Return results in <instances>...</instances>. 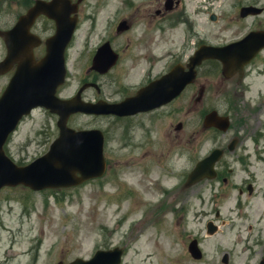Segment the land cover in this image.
<instances>
[{
  "label": "rangeland",
  "instance_id": "obj_1",
  "mask_svg": "<svg viewBox=\"0 0 264 264\" xmlns=\"http://www.w3.org/2000/svg\"><path fill=\"white\" fill-rule=\"evenodd\" d=\"M127 1H135L136 7H131ZM147 1L149 0L85 1L80 10L81 19L75 33V41L67 57L68 82L62 98H71L81 78H89L86 75V71L91 67L89 58L92 52L107 40L114 41L117 48L121 49L128 39L136 44L137 38L141 35L147 33L150 35L145 44L138 45L140 51L132 52L133 56H137L134 58L136 61L132 60L129 53V56L125 55L120 68L112 74L106 77L94 76L87 80L98 82L101 94L96 95L90 91L86 95L94 97L96 95L109 103H119L121 97L135 93L140 82L150 73L151 69L146 61L152 53L163 54L165 59L171 52L174 54L177 51L179 59L180 57L187 59L191 55L192 44L187 42L184 45L188 34L184 27L195 29L199 37L215 43L225 42L231 36L237 35H231L233 27L229 34L223 33V27L226 23H232L235 18H239V10L234 12V8L236 2L240 0H182L188 7L187 17L184 22H177L173 29L168 30L166 24L161 31L155 33L153 27L145 28L142 25L133 33L118 34L115 29L119 23L126 18L129 19L130 14L136 11L140 4L143 7V3ZM245 2H253L264 7V0ZM24 3L20 0L17 7ZM181 9H184V6H181ZM190 13L191 17L188 16ZM143 14L142 11L138 13V20L142 21ZM211 14L217 15L220 21L211 23ZM259 19L264 21V16ZM251 23L250 21L246 23L241 30L247 29ZM165 30L166 34H163ZM154 43H158L160 47L154 49ZM181 43V49H178ZM145 49H150L149 55L145 54ZM154 76L155 73L152 72V78ZM8 82L9 77L0 80V96ZM194 93L196 97L199 96L198 91ZM190 95L187 101L178 102L174 110L167 109L161 112L163 115L158 117L161 119L158 124L163 125V134L155 132L152 123L158 119L153 117L150 118L151 123L147 117L130 121L105 117L97 119L76 117L70 122V126L75 129L101 130L105 133V151L110 159V175L117 174L120 182L128 185L131 191L121 188L117 195H111L116 204L112 205L109 198L102 200L100 204L98 196L101 190L106 193L118 190L115 185H108L112 176L107 180H101L105 189L100 190L98 188L100 181L89 183L81 189L56 192H34L24 187L4 189L0 192V264L59 262L67 264L77 258L89 260L96 251L112 250L115 247L126 251L123 264H220L223 254H233L234 250H231V247L236 244L234 243L236 231L228 228L225 237L223 236L225 233H221L211 240L204 241V252L207 257L203 263L191 261L187 255V241L181 234L190 229L193 236L198 235L199 230H203L207 218L197 219L194 212L188 217V225L186 221L182 223L181 229H178L179 233L173 228L172 234L170 224H168L170 230L153 225L142 234L138 228L134 231L135 224H139L151 213L150 207L146 213L147 207L151 205L157 208L169 196L175 195L183 174L203 158L210 147L207 138L212 133L203 129V113L210 108L195 105L194 97L190 99ZM177 110H180L178 115L175 113ZM169 112H172L173 116ZM233 118L232 123L237 125V119ZM250 120L251 126L258 123L254 116ZM181 123L184 125V133L177 132L176 129ZM150 131L153 133L149 134ZM237 131V128L232 129L228 137H232ZM57 136V117L38 109L20 124L18 131L10 138L6 152L14 162L25 166L46 152ZM148 157H155L153 171H156L157 175H152L151 171H144L142 166ZM165 157L170 160V175L164 173ZM122 166L124 167L121 172L116 173ZM116 184L120 186L118 181ZM156 189L159 191L154 195ZM181 194L178 202L183 204L185 198H188V192ZM145 201L148 206L136 219L132 221L128 218V212L133 211V207L136 206L134 204L137 202L143 204ZM188 206L187 200L186 208ZM165 218L169 220V215ZM258 218L254 213L248 214V217H243L239 221V225L240 227L244 224L252 225L257 232V228H264V222L258 221ZM146 237L148 241L145 243ZM220 240L222 242L227 240L230 247L218 245L216 242ZM146 249L149 250L148 254ZM234 252L235 256L237 255L234 259L236 263H248L247 255L243 254L239 246H236ZM254 253L258 254V250L256 253L254 249ZM250 259L254 260L255 257L251 256Z\"/></svg>",
  "mask_w": 264,
  "mask_h": 264
},
{
  "label": "water",
  "instance_id": "obj_2",
  "mask_svg": "<svg viewBox=\"0 0 264 264\" xmlns=\"http://www.w3.org/2000/svg\"><path fill=\"white\" fill-rule=\"evenodd\" d=\"M46 12L51 18L56 19L58 25L57 35L49 44L47 57L36 62L30 56L29 51L25 50L27 59H17L21 63L20 70L0 99V190L5 186L15 187L20 184L34 190L69 187L101 176L105 169L103 135L98 131L77 132L69 128L68 121L73 114L82 112L96 115L127 116L140 111L152 110L170 102L183 91L185 85L194 81L195 67L201 63V59L207 57L222 60L228 70L233 59L242 57L245 64L264 47V33L260 32L252 34L244 42L236 44L240 46L239 49L233 48L236 45L225 49L206 48L207 50L198 52L196 58L191 61L190 68L193 74L184 75L177 70L174 75L155 82L149 88L144 89V92L142 91L143 93L137 98L141 104L125 102L120 105L105 103L94 106L82 105L78 98L63 101L56 96L58 88L65 83L66 79L64 53L76 29L78 19L71 15L77 12V8L69 4V8L62 9L60 2L54 7L53 4L49 5ZM244 12V15H247L262 11L245 9ZM34 16L33 11L29 18ZM124 29L123 23L119 30ZM114 62H116V57L110 52L109 45L106 44L100 49L94 61V69L105 73ZM237 67L233 66V68ZM1 72L0 69V74ZM148 91L154 95H146ZM38 107L46 108L59 115L60 137L52 145L48 155L27 167H18L5 154L4 145L20 120ZM205 123L206 127L215 126L223 130H227L229 127L228 121L217 118L216 114L207 118ZM208 167V160L201 162L191 176V184L208 177L209 173L202 175L208 171ZM77 174H81L82 178H77ZM192 251L195 253L196 247ZM121 261L122 252L116 250L114 252H98L89 262L77 259L70 264H120Z\"/></svg>",
  "mask_w": 264,
  "mask_h": 264
},
{
  "label": "flooded vegetation",
  "instance_id": "obj_3",
  "mask_svg": "<svg viewBox=\"0 0 264 264\" xmlns=\"http://www.w3.org/2000/svg\"><path fill=\"white\" fill-rule=\"evenodd\" d=\"M37 1L38 0H24L25 3L19 7H16L17 2L14 5L12 4L14 7L9 6L5 15L7 21H5L4 17L0 19V31L9 32L12 30L20 21L21 17L35 6ZM139 1L142 2V0ZM6 2L7 1L5 0V3ZM143 4V7L140 4L139 8L130 14V20L127 21L129 31L133 30L136 21H140L137 16L141 11L144 13L141 22L146 25L164 19L165 16L174 13L173 11L176 8L175 4L173 10H167L165 0H149ZM179 4L180 2L177 3V6ZM233 22L239 23L241 20ZM53 26L54 24L52 21L45 16H40L37 23L32 28V31L35 34H38L43 38L41 46L36 49L34 48L33 50L38 58L45 55V41L49 34H51ZM260 27L261 26L257 29L250 27L245 30H241L242 27L233 29L231 35H237L231 37L233 41H235V39H238L243 33L246 35L255 30H264V28ZM231 29L232 26L227 24L223 27V33L228 32L227 34H229ZM147 39V36L139 38L137 45L145 44ZM158 47H160L158 43L153 44L154 49H157ZM196 48L197 47H195L194 50H196ZM144 52L146 55H149L150 49H145ZM7 53L8 50L5 43L0 38V54L4 58L7 56ZM164 59L163 54L160 53H152L150 57L148 56L146 63L152 68L149 74L152 75V70L156 66H163ZM258 59L259 57L253 61L248 68L243 69L242 74L240 72L234 76L232 78L233 80H223L222 82L217 83L218 89L210 90L209 96L206 95V101H208L209 104L231 105L232 107H236V109L230 114L237 119L238 131L228 140V142L227 134H224L222 138L214 142V146L209 149L207 156H211L216 150H222L223 156L221 161L216 164V178L215 180L210 181L213 188H210L207 191V199L204 208L206 212L210 214L212 205H218L220 210L215 213V216L217 219L220 218V221L217 223L220 230H218L217 234L225 233L228 228L236 231V236L234 238V243L236 244L232 249L234 250L236 246L241 248L243 254L247 255L246 262L248 263L246 264H261L264 257V228L255 227L258 229L256 232L252 225L249 227H240L237 222L240 216L245 213L250 215L254 213L259 217L258 221L264 222V83L254 84L251 82L252 72L257 69L256 64ZM260 65L264 69V60L260 62ZM209 66L214 70H218L221 68V65L216 61H207L199 69L201 77L205 83H207L208 86H212L214 83H212V80L209 78V73L206 71ZM13 73L14 71L10 74ZM155 79H157V77ZM148 82L149 81H146V83ZM229 82H231V84H227ZM85 93L86 92L83 94ZM135 93L133 92L128 96L133 97L136 95ZM123 100L124 98L120 99V101ZM86 101L95 103L97 99L94 96H87ZM157 112L158 110L148 114H140L138 116H151ZM253 116L258 119V123L251 126L252 120L250 119H252ZM234 128H236V126ZM211 139L215 140L216 138ZM232 140H237L238 147H229L228 149L222 147L226 143L231 144ZM216 145H220L219 149H216L218 148L215 147ZM213 192H215L216 198L213 195ZM202 203L203 202L200 201V205H202ZM228 203H230L231 206H229ZM223 218H229L230 223L222 221ZM215 235L209 237V239H213ZM223 236L225 237L226 233ZM219 244L221 246L226 245V247H229L227 240H224ZM254 249L256 253L258 250V254L254 253ZM251 256L255 257V259L251 260ZM228 264L242 263H236L235 261L230 260Z\"/></svg>",
  "mask_w": 264,
  "mask_h": 264
},
{
  "label": "bare ground",
  "instance_id": "obj_4",
  "mask_svg": "<svg viewBox=\"0 0 264 264\" xmlns=\"http://www.w3.org/2000/svg\"><path fill=\"white\" fill-rule=\"evenodd\" d=\"M81 35H82V33H81ZM146 240L148 241V237L145 238V243H146ZM147 247H148V246H147ZM146 253H147V254L149 253V250H148V249H146Z\"/></svg>",
  "mask_w": 264,
  "mask_h": 264
}]
</instances>
